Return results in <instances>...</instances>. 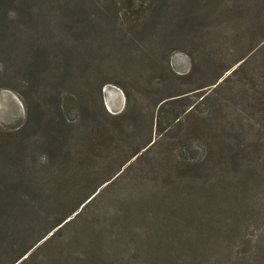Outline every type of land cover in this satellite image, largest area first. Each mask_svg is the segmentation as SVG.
<instances>
[{
	"label": "trees",
	"instance_id": "trees-1",
	"mask_svg": "<svg viewBox=\"0 0 264 264\" xmlns=\"http://www.w3.org/2000/svg\"><path fill=\"white\" fill-rule=\"evenodd\" d=\"M66 1L64 19L84 17L83 2ZM45 10L0 0V82L17 86L26 112L18 127L0 125V264H264L262 127L201 109L194 97L208 99L201 89L215 80L192 87L193 72L175 74L169 56L160 73L178 91L158 100L154 136L130 99L115 114L82 102L69 119L67 71L91 63L62 42L38 43L51 24ZM97 32L86 56L106 58L117 33ZM62 55L66 74L45 79L40 65Z\"/></svg>",
	"mask_w": 264,
	"mask_h": 264
},
{
	"label": "rangeland",
	"instance_id": "rangeland-1",
	"mask_svg": "<svg viewBox=\"0 0 264 264\" xmlns=\"http://www.w3.org/2000/svg\"><path fill=\"white\" fill-rule=\"evenodd\" d=\"M82 2L84 17L69 14V23L64 19L69 12L65 10L66 0L46 8L44 0H36L51 21L45 34L38 36V43L62 42L73 49L78 60L86 57L91 63L83 72L66 70L75 86L62 98L69 119L78 116L82 102L95 109L104 106L115 114L130 99L132 109L141 108L145 114L141 123L147 138L154 136L158 100L178 91L177 85L160 73L169 56L175 74L193 72L187 79L192 87L215 80L201 89L208 99L194 97L201 109L223 108L229 121L247 128L262 127L264 133V0H79ZM159 5L163 6L160 17ZM187 7L192 11L189 21L184 13ZM37 23V29L44 26L40 20ZM104 29L117 33L111 36L115 38L113 52L106 58L86 56L88 41ZM236 58L243 60L225 71ZM54 59L49 62L61 61L50 64L44 60L48 65H40L39 69H45V79L66 74L61 71L66 56ZM120 59L126 60L121 63ZM41 82L42 91L46 82ZM10 83L0 82L4 87L0 88V125L18 127L26 115L25 105L18 92L9 88L17 86ZM91 91L94 95L90 98ZM165 121L173 125L174 118ZM261 136L264 138V134ZM195 144L189 148L190 155H198Z\"/></svg>",
	"mask_w": 264,
	"mask_h": 264
},
{
	"label": "bare ground",
	"instance_id": "bare-ground-1",
	"mask_svg": "<svg viewBox=\"0 0 264 264\" xmlns=\"http://www.w3.org/2000/svg\"><path fill=\"white\" fill-rule=\"evenodd\" d=\"M110 106V105H109ZM114 108V107H113Z\"/></svg>",
	"mask_w": 264,
	"mask_h": 264
},
{
	"label": "water",
	"instance_id": "water-1",
	"mask_svg": "<svg viewBox=\"0 0 264 264\" xmlns=\"http://www.w3.org/2000/svg\"><path fill=\"white\" fill-rule=\"evenodd\" d=\"M121 112V111H120ZM119 113V112H118Z\"/></svg>",
	"mask_w": 264,
	"mask_h": 264
}]
</instances>
